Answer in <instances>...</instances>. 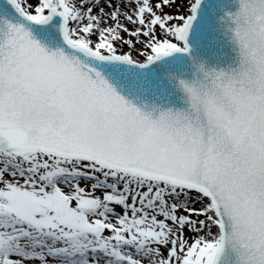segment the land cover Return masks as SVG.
Wrapping results in <instances>:
<instances>
[{
    "label": "snow or ice",
    "instance_id": "obj_1",
    "mask_svg": "<svg viewBox=\"0 0 264 264\" xmlns=\"http://www.w3.org/2000/svg\"><path fill=\"white\" fill-rule=\"evenodd\" d=\"M0 264H264V0H0Z\"/></svg>",
    "mask_w": 264,
    "mask_h": 264
}]
</instances>
